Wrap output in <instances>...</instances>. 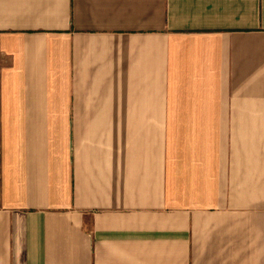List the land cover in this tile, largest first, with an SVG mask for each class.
Instances as JSON below:
<instances>
[{
    "label": "crops",
    "instance_id": "0c3cea01",
    "mask_svg": "<svg viewBox=\"0 0 264 264\" xmlns=\"http://www.w3.org/2000/svg\"><path fill=\"white\" fill-rule=\"evenodd\" d=\"M0 264H264V0H0Z\"/></svg>",
    "mask_w": 264,
    "mask_h": 264
}]
</instances>
